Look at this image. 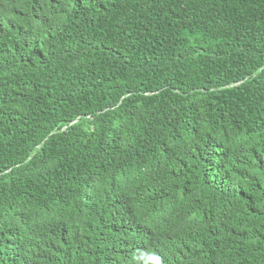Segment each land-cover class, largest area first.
Here are the masks:
<instances>
[{
	"label": "trees",
	"instance_id": "16d2710c",
	"mask_svg": "<svg viewBox=\"0 0 264 264\" xmlns=\"http://www.w3.org/2000/svg\"><path fill=\"white\" fill-rule=\"evenodd\" d=\"M0 264H264V0H0Z\"/></svg>",
	"mask_w": 264,
	"mask_h": 264
}]
</instances>
